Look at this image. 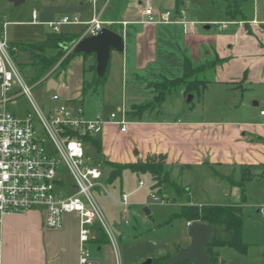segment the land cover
<instances>
[{"label":"crops","instance_id":"0c3cea01","mask_svg":"<svg viewBox=\"0 0 264 264\" xmlns=\"http://www.w3.org/2000/svg\"><path fill=\"white\" fill-rule=\"evenodd\" d=\"M35 1L36 4L31 11V20H9L8 16L13 15L15 8L24 2L16 5L12 0H0V35H6L10 45L45 41L49 33H54L48 23L59 21L65 16H76L79 19L78 23L62 25L59 32L77 36L75 41L84 36L88 22L96 16H100L101 20L106 22L104 26L123 36L124 51L119 52L112 49L105 82L90 97L83 94V86L85 81L90 82L95 78L94 66L97 65V60L94 53H77L65 69L54 73L42 82L45 83L48 91L54 90V93L60 96V100L50 111L62 103L68 106L77 103L83 106L86 119H94L97 115H102L106 103L110 101V97L106 94H111L113 89L119 92L118 88H121L123 100L122 103H117V110L124 108L127 112V120L128 117L131 120L127 123L126 131H122L121 126L115 122L103 124L99 136L102 139L101 156L105 160L126 164L162 154L166 157L167 163L179 168L180 176H183L186 170L194 168L228 169L229 171L225 172L216 170L211 176H216L224 182L228 180L229 186L232 184L231 187L223 185L224 193L230 195V198L224 202L207 204L242 203L243 191L234 182L241 178L244 166H249L258 175V178L246 183L245 194L251 183L263 182L264 119L254 126L247 122H224L189 116L185 119H180L178 116L161 118L151 116L156 109V104L160 105L163 102H156L152 107L144 109L140 115L135 116L131 112L133 107L144 99L140 92L143 84L160 82L164 78L180 77L178 73L180 71L184 73L185 57H188L194 66L216 62L215 70L218 73L216 83H232L242 77L246 81H251L250 75L255 76L257 72L260 73L264 69V29L261 28L264 26V19L259 20L255 17L250 21L247 16L237 17L232 18V24H238L239 27L230 32H224L229 29L227 27L215 34L200 33L197 28L187 33L184 25L177 21L147 22L145 9L152 7L159 20H162L164 12L184 7L187 9V19L194 21L196 25L201 22L213 24L228 20L225 17L224 19L223 17L211 18L191 14L188 6L189 0H183L180 5L176 0ZM225 7L224 16L227 15ZM34 11L36 19L33 16ZM256 16H258L257 8ZM13 25L22 28L36 26L38 29L34 30V33L37 39L21 40L20 36H17L16 40H12L9 38L8 29ZM41 26H48L51 30L41 35L38 31ZM245 26L248 28L246 29ZM206 29H211V25H207ZM252 34H256V37L254 38ZM259 35L262 37L259 38ZM16 53L20 62L22 55L28 57L26 63L30 62L31 55L28 51H17ZM50 78L57 81L56 89L48 88ZM258 80L264 82V74ZM86 102L89 103L85 104ZM244 130L246 132L241 134ZM85 148L92 162L90 150L96 151V149L91 143H85ZM96 154L99 156L97 152ZM97 161L98 158L95 157L92 163ZM183 165H188V167L181 169ZM237 169L241 170L238 176L235 174ZM103 171L105 175L104 168ZM114 181L110 182L105 176L102 178L103 183L113 184ZM62 190L66 194H73L68 192L67 188ZM262 192L264 193V188ZM116 201L124 205L121 202V196ZM246 201L242 204L243 212ZM128 202L129 206L130 201ZM191 203L205 204L193 201ZM124 207L123 213H126V205ZM262 207L264 208V200L254 206L258 215L253 217L250 223L243 218L241 235L242 240L248 244V249L245 254L236 251L239 254V260L236 256L232 259L226 256V253L230 254L229 251L223 252L227 246L216 248L219 258H224L226 264H264V214L260 212ZM104 213H106L105 216L110 215V211ZM45 217L46 209L42 206L35 207L26 213L4 215L0 224V264H82L80 215L76 212L66 213L62 226L58 228L47 227ZM103 237H91L90 235L89 247L95 244L98 252H104L101 257L93 258V264H117L115 250L107 243L109 237L107 235ZM191 241V238L185 240L177 246L173 253L168 255L170 257L175 255L181 248L189 246ZM119 258L120 264H123L120 251Z\"/></svg>","mask_w":264,"mask_h":264},{"label":"rangeland","instance_id":"374dc122","mask_svg":"<svg viewBox=\"0 0 264 264\" xmlns=\"http://www.w3.org/2000/svg\"><path fill=\"white\" fill-rule=\"evenodd\" d=\"M34 4H36L35 0H27L16 7L14 14H10L8 19L31 20V11ZM225 4L224 0H189L188 6L191 14H199L211 18L223 17L224 19L225 17L229 22L227 26L229 29L224 30V32H230L236 30L239 25L232 24V17L224 16ZM241 8L243 15L247 16L250 21L255 17L259 20L264 19V0H244L241 3ZM256 8L258 16H256ZM241 17L238 16V18ZM219 23L221 22H214L213 24L201 22L196 25V28L200 33L211 32L215 34L221 32L219 30H222ZM209 24L211 25V29L208 30L206 28ZM245 28L247 29L248 27L245 26ZM261 28L264 29V26H261ZM37 29L36 26L22 28L13 25L8 29L9 38L16 40L15 38L20 36L21 40H28L29 38L37 39L34 33V30L37 31ZM50 30L48 26H41L38 31L43 35ZM252 36L255 38L256 34H252ZM261 37L259 35V38ZM27 60L28 57L22 55V63L16 61L20 62L19 66L22 73L26 76L29 83L34 86L33 95L36 100L44 112L48 114L58 103L51 99L55 91H48L45 83L38 84V82L31 81L33 68L30 64L26 63ZM215 66L216 62H209L204 69L194 73V78L208 81L206 88L203 89L201 87L200 95L197 92L184 94L182 89L174 90L165 98L166 100L162 101L163 103L160 105L156 104V109L151 116L160 118L163 116H178L180 119H185L189 116L190 118H204L205 120H221L224 122H247L254 126L262 122L264 117L260 111L264 109V82L258 79L264 74V69L260 73L257 72L255 76L250 75L251 81H246L242 77V79H238L232 83H216L218 73L215 70ZM178 74L179 76H183L184 73L180 71ZM163 82L164 79L156 83L147 82L143 84L140 92L143 94L144 99L136 105L150 108L161 97H164ZM118 89L119 92L113 89L111 94H106L107 97H110V101L106 103L103 116H109L113 112L120 115L117 110V103H122L123 95L121 88ZM92 94L93 92L91 91L87 93L88 97ZM190 95H193L191 101H189ZM88 103L86 102L85 104ZM8 106L11 111L21 117L33 111L28 98L24 95L10 101ZM69 106L75 108L77 107V103ZM85 106L88 107V105ZM144 115L148 116L149 114ZM129 120H131L130 117H128ZM243 132H246V130L242 131L241 134ZM46 146L48 151L51 152L52 146L50 142ZM96 152L91 149L90 158L92 162H94L95 157L98 158L97 162L103 165L105 169L104 176L108 178L110 171L104 165L105 158L101 154L97 156ZM156 160H160V158L157 157ZM165 168L170 171L169 180L159 182L160 186L155 185V180L150 173H137L126 169L121 177L115 179L113 184L104 182V187L98 186L93 190L98 204L104 210L103 212L110 211V215H106V218L117 240L123 264H139L148 258H153L154 264H158L160 258L173 253L179 244L190 239L189 224L186 220L178 217V214L182 212L183 205L190 204L191 201L205 204L209 202H224L230 198V195H226L223 191V185L228 187L229 181L226 180L224 182L216 176H211L216 170L225 172L228 169L221 167H216V170L194 168L186 170L183 176H180L179 168L173 164L166 161ZM240 171V169H237L235 174L238 176ZM60 172L62 173L64 186H68V192L74 193L75 189L72 188V177L65 170H60ZM141 181L143 182L142 185H140ZM187 185L190 188V194L183 190V187ZM263 188L264 180L263 182L256 181L251 183L246 190L247 201L244 206L243 218L244 220L247 219L249 223L251 219H254L253 217L258 215L254 206L264 200ZM122 193L129 195L130 205L126 206V213H123L124 205L116 201ZM152 194L159 199L153 198ZM90 230L91 237L104 238L103 236L107 235V232L97 220L90 227ZM107 243L113 246L112 241L108 240ZM90 247L88 244V248L92 250V258H99L104 253L103 251L98 252L95 244H91ZM224 251L225 253L227 251L230 252V254L226 253L229 259L235 256L237 257L236 259H240L236 250L230 246L225 247Z\"/></svg>","mask_w":264,"mask_h":264},{"label":"built area","instance_id":"2783aa9c","mask_svg":"<svg viewBox=\"0 0 264 264\" xmlns=\"http://www.w3.org/2000/svg\"><path fill=\"white\" fill-rule=\"evenodd\" d=\"M144 13L147 22L177 21L184 25L187 33L196 28V23L187 19L184 7L164 12L162 20L152 7H147ZM33 16L36 19L35 11ZM78 22L76 16H65L48 24L59 33L62 25ZM105 24L100 16L94 17L88 22L84 36L97 35ZM219 24L227 28L229 22ZM33 88L12 54L6 35H0V224L7 213H26L42 206L46 209V226L58 228L66 213L76 212L82 224L81 263L93 264L88 241L90 227L97 220L112 241L116 262L120 264L117 240L93 192L96 187L103 186V165L89 160L81 136L100 135L106 122H115L126 131L127 112L121 108L120 115L113 112L108 117L99 114L94 119H86L82 105L72 108L62 103L47 114L33 95ZM23 95L33 111L21 117L11 111L8 104ZM51 99L58 102L60 96L54 93ZM261 115L264 117V109ZM48 142L51 152L46 146ZM60 170L72 177L73 194L63 192L68 186H64ZM152 197L156 198L153 194ZM128 200L129 195L123 193L121 202L128 206ZM260 212L264 214L263 207Z\"/></svg>","mask_w":264,"mask_h":264},{"label":"trees","instance_id":"16d2710c","mask_svg":"<svg viewBox=\"0 0 264 264\" xmlns=\"http://www.w3.org/2000/svg\"><path fill=\"white\" fill-rule=\"evenodd\" d=\"M180 5L183 0H176ZM226 2V13L232 18L244 16L241 8V3L244 0H224ZM77 36L66 33H49L47 39L40 43H15L11 44V52L15 59L18 60L17 51H28L31 55L30 64L33 68L31 77L32 82L42 83L44 79L65 69L74 54L72 51L64 47L65 43L74 42ZM20 63V62H19ZM204 66H194L188 57L184 60V74L176 78H164V97H161L158 102H162L165 98L177 89H182L184 93L197 92L201 94V87L204 89L208 81L199 78H194V73L204 69ZM95 68V78L93 81H85L83 86V94L86 96L89 91L95 93L98 88L105 82L106 76L99 78ZM144 107L135 105L132 115H140L144 111ZM85 143H91L98 154L102 151V139L99 135H83L81 136ZM159 157L160 160H156ZM104 165L110 169L108 180L113 182L115 179L122 176L126 169L137 173H150L155 180V185L160 186L159 182L169 180L170 171L166 167V157L162 154L152 155L146 160L130 162L126 164L117 163L110 160H105ZM188 165L181 166V169ZM241 178L234 182L235 185L241 187L243 191V201L239 204H185L182 207V212L178 214L179 218L187 222L201 221L208 223L212 227V242L206 247V252L209 254L211 264H220V258L217 247L231 246L237 252L245 254L248 249V244L242 240L243 229V206L247 196L244 193L245 185L248 181L258 178L249 166L242 168ZM184 191L189 192V187L184 186ZM170 256H164L159 259L158 264H168L166 260ZM154 264V262H153ZM177 264H197L195 260L190 259Z\"/></svg>","mask_w":264,"mask_h":264},{"label":"water","instance_id":"95a60500","mask_svg":"<svg viewBox=\"0 0 264 264\" xmlns=\"http://www.w3.org/2000/svg\"><path fill=\"white\" fill-rule=\"evenodd\" d=\"M12 1H14L16 5L24 2V0ZM64 47L72 51L74 54L94 53L97 60V76L102 78L107 73L112 49L119 52L124 51V39L117 31L104 26L97 35L83 36L77 41L65 43ZM53 83L54 86H52ZM57 84L58 83L54 78L48 80V88L56 89ZM192 99L193 95H190L189 101ZM189 230L192 238L191 244L185 248H181L175 255L169 257L166 260V263L177 264L193 259L197 264H211L209 254L206 252V247L212 242L211 225L201 221H193L189 223ZM153 262V258H148L139 264H153ZM220 264H226L225 260L220 259Z\"/></svg>","mask_w":264,"mask_h":264}]
</instances>
